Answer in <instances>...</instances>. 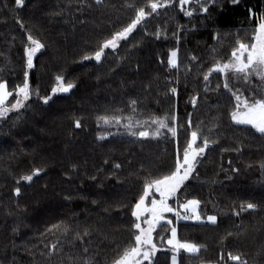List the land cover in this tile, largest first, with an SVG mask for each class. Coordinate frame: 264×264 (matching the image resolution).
Returning <instances> with one entry per match:
<instances>
[{
    "label": "trees",
    "instance_id": "obj_1",
    "mask_svg": "<svg viewBox=\"0 0 264 264\" xmlns=\"http://www.w3.org/2000/svg\"><path fill=\"white\" fill-rule=\"evenodd\" d=\"M160 1L26 0L16 6L15 0H0V82L12 93L5 107L15 103L23 83L29 33L46 46L34 58L30 90L50 94L57 75L76 85L53 97L50 105L33 96L26 111L0 118V264H111L133 239L130 208L142 194L143 177L165 174L177 142L182 151L190 139L189 114L200 140L206 135L215 143L180 199L199 200L202 217L216 215L217 223L176 225L178 239L201 246L195 256L181 253L182 264H239L229 254L246 264H264V192L256 188L264 189V139L230 125L227 107L234 98L223 87L225 78L211 70L228 55L218 51L216 35L255 26L264 14V0L204 1L209 11L194 7L192 17L177 1ZM152 3L158 5L155 12ZM139 8L146 13L144 20L115 53L106 49L99 64L81 61L130 24ZM171 51L177 52L176 68L167 63ZM251 78L238 84L228 75L229 87L244 98L263 96L264 81ZM171 87L177 88L175 96ZM173 113L176 140L129 143L131 138L121 135L123 127L97 124L104 115L124 123L129 117L149 120ZM77 119L81 129L75 128ZM108 133L106 140L97 139ZM116 163L121 168L113 175ZM141 165L146 171H140ZM35 168L42 169L40 175L31 183L21 181L16 197L17 180ZM248 203L258 207L248 210ZM157 257L159 264H170V253Z\"/></svg>",
    "mask_w": 264,
    "mask_h": 264
},
{
    "label": "snow or ice",
    "instance_id": "obj_2",
    "mask_svg": "<svg viewBox=\"0 0 264 264\" xmlns=\"http://www.w3.org/2000/svg\"><path fill=\"white\" fill-rule=\"evenodd\" d=\"M189 2L190 0H179L182 8L189 4ZM25 3L26 0H15L16 6H23ZM96 3L99 5L101 0H96ZM233 3L238 4L240 0H233ZM150 7L155 12L158 5L152 3ZM202 10L204 13L209 11L207 7L203 6ZM185 15L192 17L193 13L187 11ZM145 16L144 9L139 8L135 19L130 24L112 34L92 55L82 56L81 61L94 60L99 64L102 57L105 56L106 49H111L115 53L120 47L121 42L128 40L129 36L137 28V25L144 20ZM18 23L20 22L18 21ZM20 27L24 28L23 23H20ZM256 32L254 42L251 44H240L239 48L232 52L233 59L229 63L217 66L213 71L224 75L225 82L223 87L231 93L235 101L229 113L230 125L238 129L254 130V133L264 139V96L257 98L254 93L251 97L244 98L242 95L233 92L228 83L229 73L237 79L248 80L250 77L256 76L264 81V20L258 24ZM45 47L39 39L34 38L30 33L27 35V44L24 47V56L26 57L25 70L23 72L24 79L22 86L17 90V99L10 108L5 107V104L12 93L7 90L5 83L0 82V118L7 117V114L11 111H16L17 113H20L21 110L26 111L30 107L28 101L33 96L42 102V105H50L53 97L58 94L70 93L76 86L71 81L65 83L63 75H57L50 94L41 96L38 89L35 92L30 90L29 75L30 71L35 67L34 58ZM176 58L177 52L171 51L167 61L170 67H177ZM210 75L211 72L205 74L203 80L207 82ZM170 93L175 96L177 88L171 87ZM192 103L195 105V99H193ZM130 105L132 111L135 112L137 101L132 99ZM21 118L18 115L17 121ZM101 122L105 126H115L118 129L123 127L124 133H121V135L130 137L129 143H137L144 140H176L178 137L177 117L174 113L164 115L163 117H153L149 120H133L129 117L124 123H122L120 117L104 115L97 117L98 126ZM75 128H82L81 120H75ZM186 131H190V139L183 146L182 151L179 142H177L171 168L162 175L152 176L149 172L147 176L143 177L142 194L139 195L134 206L130 208V216L134 218L131 224V229L134 231L130 232L133 239L126 247L118 251L117 255L113 257L111 264H159L157 253H164L165 255L170 253L171 264H182L181 253H186L189 257L195 256L201 251V246L195 243L182 242L178 239L176 225L182 221H191L201 225H215L217 223L216 215H208L206 220L202 217L198 210L201 203L199 200L189 199L181 202V189L186 186L187 181L194 178L193 174L196 172L197 165L202 162V158L206 149L210 147V143H215V141H209L207 137H204L202 144H197L200 138V129L197 126L193 130L191 114H189ZM108 135H112V133L98 135L97 139L101 141L106 140ZM104 163L108 164V160H105ZM75 168L76 166L73 165V169ZM120 168L121 165L119 163L114 164L112 174L114 175L115 171ZM41 171L42 169L35 168L30 174L21 176L16 182L17 186L14 189L15 196H21V187L19 186L21 181L31 183L35 176L40 175ZM99 171L102 172L103 169ZM140 171H146L143 165H141ZM90 179L95 181L97 177L93 175ZM99 186L102 187L103 185L100 184ZM65 199L69 198L65 197ZM170 201L173 203H170ZM96 202V200L91 201L92 204ZM121 207H128V205H121ZM246 207L248 210H255L258 206L255 203H248ZM57 227V225H53V228ZM64 231L67 232L68 229L65 228ZM167 233H170V235L166 236ZM89 235L87 231L83 233L84 237H88ZM88 242L90 243V241ZM56 247L58 245H53V248ZM84 252L85 254L88 252L87 247L84 248ZM229 259L238 261L239 264H246V261L241 260L239 256L229 254ZM85 264H91V261H86Z\"/></svg>",
    "mask_w": 264,
    "mask_h": 264
},
{
    "label": "rangeland",
    "instance_id": "obj_3",
    "mask_svg": "<svg viewBox=\"0 0 264 264\" xmlns=\"http://www.w3.org/2000/svg\"><path fill=\"white\" fill-rule=\"evenodd\" d=\"M161 1L159 3H157V4L158 5H160V4L161 5H164L166 3L164 1H162V2ZM176 1H177V4L180 6V9L185 14V12H187V11H191L193 13V11L195 10L194 7L202 10V6L203 7H206L205 5H202V3H204V1H206V2H212L213 0H190L189 4L183 6V8L181 7V5L179 3V0H173L172 2L174 3ZM262 20H264V14H262L260 16L259 22L255 26H253V27H242V26H240V27H232V29L229 32L226 31V32L217 34L216 35V39H217V42H218V47H217L218 51L220 53H222V54H228V55L226 56V58H225L224 61H221L220 59H218L217 60V63L212 66L211 70L213 71L219 65H223V64L229 63L233 59L232 52L235 51L236 49H238L240 44H242V43L243 44H251L252 42H254V37L257 34L256 30L258 28V24ZM213 72L214 73H218V72H215V71H213ZM220 75L223 77V79L225 78L223 74H220ZM228 75H231L232 78H233L232 79L233 82L236 83V81H237L238 84L239 83H242V82L250 81L252 79L250 77L248 80H243V79H237V78H235L231 73H229ZM2 83H4V82H2ZM263 96H264V88H263ZM229 97H227L226 100H228ZM234 102L235 101H233V105H234ZM233 105H232V107H233ZM232 107H230V104L228 105L227 108L229 110V113L232 110ZM204 137H207V136L204 135L202 137V140H200L201 139V136H200V138L197 141V144L198 145H201L202 144ZM199 140H200V142H199ZM244 147H248L247 143L244 144ZM256 188H257V190L260 189L261 190L260 192H264L263 187L257 186ZM170 203H172V201H170ZM170 264H171V260H170Z\"/></svg>",
    "mask_w": 264,
    "mask_h": 264
}]
</instances>
